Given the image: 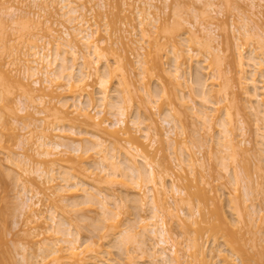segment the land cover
<instances>
[{
    "label": "bare ground",
    "instance_id": "6f19581e",
    "mask_svg": "<svg viewBox=\"0 0 264 264\" xmlns=\"http://www.w3.org/2000/svg\"><path fill=\"white\" fill-rule=\"evenodd\" d=\"M16 1L18 5L10 1L3 7L0 24L4 25L5 21L8 24L9 21L12 26L20 25V28L16 26L18 32L20 30L17 32V39L22 38L20 41L25 38L23 35L29 36L19 47L7 45L0 39V109L5 106L7 92H19L15 108L12 105L13 109L10 108L13 110L12 122L3 121L0 110V127L13 135H20L19 128L26 129L28 135H16L17 147L22 152L7 159L14 170L17 197L20 199L18 208L25 213L23 225L26 226L24 233L28 240L18 245L22 264H139L138 258H132L133 254L136 255L135 250L140 252L139 256L148 258L149 264H264V231L261 232L260 223L255 226L260 217L264 220V215L256 214L259 219L255 220L253 214L258 209L251 200L257 194L264 199V165H261L264 161V156L261 157L264 154V50L259 51L260 46L257 45L248 51L242 47L241 41L238 44L245 37L251 43L264 37V22H259L258 15L260 8L264 7L261 3L264 0H242L249 6L244 19L251 20L254 26L245 22L231 23L237 49L235 56L231 47L227 48L226 55L221 56L211 44L217 29L215 16L221 12L214 0H197L205 4L204 22H200L193 12L192 21H186L184 17L178 24L179 21L174 19L179 12L174 11L172 23L179 25L178 29H183V22H187L189 27L178 32L174 24H171L173 27L167 26L161 31L163 42L158 36L161 24L157 23H166L163 17L166 12L161 6L165 4L168 7L167 0L163 4L161 0H139L144 5L132 7L135 12L132 16L135 17L130 16V11L125 13L124 10L120 15L122 11L115 9L118 13L115 11L114 16L133 22L135 18L138 28L133 24L134 32H131L126 30L127 25L122 29L121 24L113 30L116 38L112 39L118 40L124 48L131 44L133 36L139 37L134 38L138 49L143 50L142 43L148 44L145 60H142L140 51L136 52V75L140 78L146 75V80L151 77L156 81L168 79L161 84L162 87L159 85L158 92L148 85L136 84V69H133L127 52L116 51L112 47L116 41H109L106 45L103 35L99 34L100 28L86 18V14L93 11L99 14L105 7L103 0H30L34 7L46 13L45 16L39 11L30 13L19 7L26 0ZM120 1V5H116L118 0L115 5L111 4L112 11L122 4L128 10L131 3L138 0ZM54 3L57 9L53 8ZM100 13L103 14L102 11ZM20 16L26 17L21 23V19L17 21ZM60 17L69 26L60 22ZM58 24L60 29L56 27L57 30L55 26ZM156 26L158 30L155 32L153 28ZM8 27L11 26L4 28ZM31 27L36 28L35 31ZM103 28L106 33L108 27L103 25ZM108 30L111 36V28ZM200 32L209 44L206 42L203 57L198 56L194 48L195 44L203 45L198 41ZM126 39L131 41L128 46ZM163 52L168 61H162ZM3 56L9 57V61H2ZM224 59L227 62L224 63ZM223 64L227 65L224 67ZM194 65L195 77L191 72ZM201 69L208 74L206 79L199 74ZM209 78L213 82L208 86ZM257 78H262L259 85ZM186 88L193 92L188 90L187 95ZM241 95L246 96L245 101ZM211 96L213 100L208 99ZM196 97L204 103L201 107L196 106ZM134 98L138 102L132 108ZM164 101L169 105L166 108L162 107ZM37 104H41L43 109H36ZM245 108L246 112L249 110L247 115ZM30 110L36 115L48 111L53 125H47L41 117H33ZM23 112V115H18ZM240 113L248 119L250 114L253 115L251 121L246 119V123L254 122V132L259 137H255L258 139L256 142H251L249 136L244 137L247 129ZM108 115L111 119L106 117ZM28 116L33 119L18 120ZM183 134L184 140L179 141L177 137ZM30 136L35 137L33 141ZM163 136L172 148L169 158L162 152ZM194 139L198 145L192 143ZM158 142L161 154L157 157L159 148H153ZM246 143L247 147H241ZM212 144L220 147L216 149L219 151L217 157ZM202 146L212 151L210 154L207 150L213 160L220 159L217 167L223 170L221 178L227 176L233 190L243 182L246 203L239 200L236 193L233 196L236 204L234 201L232 206L238 208L236 224L228 217L223 195L216 192V186L212 187L211 181H201L202 176L196 174V165L205 171L214 168L204 161L206 157L203 159L204 155L200 153ZM238 148L252 157L253 166L248 162L247 165L251 166L256 177H249L252 173L249 166L239 171L244 175L246 168V176H242L236 168H229L230 163L223 162L228 158L233 163L237 162L236 152L241 151ZM222 152L227 156L220 157ZM117 183L125 186V195H118L121 189L117 193L116 188H111ZM254 191L256 196L251 194ZM237 197L239 199L236 200ZM248 199L250 204H247ZM237 204L243 206L241 211ZM90 212L95 214L92 216ZM122 213H128L127 221L124 214L123 218L120 217ZM130 214L135 216L133 220L129 218ZM254 220L257 222L251 224ZM0 224L1 241L5 240V229ZM233 225L240 227L236 229ZM248 228L253 229H250V235ZM111 237L114 244L116 241L119 243V249L126 256L123 263L105 257L108 251L103 249L104 241ZM218 237L226 250L216 242ZM210 238L216 243L210 245ZM0 243L3 246L4 241ZM217 245L219 247L215 248ZM130 247L135 253L130 251ZM2 254L0 264H11V254Z\"/></svg>",
    "mask_w": 264,
    "mask_h": 264
},
{
    "label": "rangeland",
    "instance_id": "374dc122",
    "mask_svg": "<svg viewBox=\"0 0 264 264\" xmlns=\"http://www.w3.org/2000/svg\"><path fill=\"white\" fill-rule=\"evenodd\" d=\"M11 2L13 1L14 3H12V4H14V5H18L19 3H16L17 1L16 0H10ZM9 0L7 1L6 0V2H5V0H0V12L3 10V7L4 6H6V5H8V3L10 4L11 2H10ZM104 1V4H105V7L104 8H102L101 9V11H102V15H100L101 13V11H99V14H95V12L93 11V12H91V13H87L86 14V18L90 21V23H96L97 24V27L98 28H100V30L99 31H101V32H99V34H101V36L103 37V39L105 40V44L106 45H108V43H109V41H116V45H114V46H112L114 49H116V51H119L120 53L121 52H124V51H126L127 52V56L129 57V59H130V61L132 60V64H133V69L135 70L136 69V67L137 66H135L136 64H135V62H134V60L136 59V57H138V56H136V52L138 51H140L139 53H140V55H141V57H142V60H145V56H147L146 54H147V51H148V49H146L147 47L146 46H148V44L147 43H145V44H147V45H145L144 43H142V46H144L143 47V50L142 49H138V47H137V43L135 42V39L134 38H139L138 36H133L131 39L133 40L132 42L129 40L128 42H127V39H126V43H127V45L126 46H128V43H130L131 42V46L135 49V51H133L134 49H132V47L129 45L128 47L129 48H131V49H129L128 47H123V45H122V43H119V41L118 40H116V39H112V37L114 38H116V34L114 33V29H117V27H121V24L123 25L122 27V29H124V28H126V26L125 25H127V27L128 28H126V30H132V25L133 24H135L134 25V27H137L138 28V26H136V25H138L137 24V20L135 21V18H134V22H133V20L132 21H130L128 18H122V19H120L119 17L117 18V16H114V15H116V12L115 11H117V10H115V9H118V11H122L121 13L119 12V14L120 15H123L124 13V10H125V13H128V11H130L131 13H130V16H132V15H135V12H134V9L132 8L134 5H141V6H143L144 4H142L139 0L138 1H136V2H134V3H131L132 5H130V8H128V10H126L125 9V7L123 6V4H122V6L120 7V6H117V8H113V11H112V7H111V4L112 5H115V1H117V0H103ZM111 2V3H110ZM160 2V1H159ZM163 2H164V0H161V3L163 4ZM168 2V3H167ZM167 2H166V4L168 5V7H165L166 5L165 4H163L164 5V7H163V5L161 4V3H159V5L161 6V8H163V10H164V12H166L165 14H164V12H163V14H161V16L163 15V17L165 18V21H166V23H164V22H161V23H157V25H159V24H161V27H159V31L158 32H160V34H158V36H159V38H160V41L161 42H163L164 41V39L162 38V30L163 29H165L167 26L168 27H173L171 24H174L175 25V22L174 23H172L173 22V20L172 19H174L175 17V15H174V11H177V12H179V14H181V15H179L178 14V17H176L175 19H174V21H179V23L178 24H180V22L181 21H183L182 19L185 17V19H187L186 21H192V19H193V17H194V15L196 14L197 15V17H198V20L200 21V22H204V18H205V16H206V9H205V4H204V2L203 1H197V0H167ZM214 2L216 3V5H217V7L218 8H220V13L218 14V15H216L215 17V25L217 26V29L215 30V40L214 41H211V44L213 45V46H215L216 48H217V50H216V52H218L221 56H224V55H226V53L228 52V47H231V49L233 50V52H234V56L236 55V53H237V49H236V44H234L235 43V41H234V37H233V31H232V28H231V23L233 22V21H237V25L238 24H241V23H243V22H245V23H247L249 26H254V23L251 21V20H245L244 19V14H245V12L246 13H248V10H249V6L246 4V2L245 1H242V0H214ZM122 3L120 0H118V3H116V5L118 4V5H120V4ZM158 3V2H157ZM261 3L262 4H264V1H261ZM56 3H54V7L53 8H55V6H57V4L55 5ZM19 7H21L23 10H26V12L27 11H31L30 13H32L33 11L35 12H37V11H39V12H41L42 13V16H45L46 15V13L43 11V10H39V8L38 7H34V5H33V3L30 1V0H26L25 1V3L24 4H22V6H21V4H20V6ZM118 7H120V9L118 8ZM58 7H56L55 9H57ZM166 8V9H165ZM216 8V7H215ZM123 9V10H122ZM129 9H133V10H129ZM110 11H112V12H110ZM118 11H117V13H118ZM132 11H133V13H132ZM25 12V11H24ZM115 12V13H114ZM174 12V13H173ZM193 12H194V15H193ZM111 13H112V15H111ZM191 14H192V16H191ZM23 16H24V14H22ZM56 15V14H55ZM54 15V18H56V20L58 21V16L56 15L55 16ZM258 15L260 16V23H262V22H264V7H261L260 8V13H258ZM23 16H20V18H19V20L17 19V21H20V19H21V21L19 22V23H21V22H23L24 20H25V18L26 17H23ZM30 16V15H29ZM166 16V17H165ZM112 17H116V18H114L113 20L112 19H110V18ZM132 17H135V16H132ZM174 17V18H173ZM61 18V17H60ZM23 19V20H22ZM53 19V18H52ZM62 19V20H61ZM59 21L60 22H62L64 25H68L69 26V24H68V22H66V21H64V19L63 18H61ZM108 19H110V21L112 20L113 22H115V23H113V22H110ZM118 19V20H117ZM127 19V20H126ZM181 19V20H180ZM106 20L107 21H109L110 22V25L108 26L107 25V23H109V22H106ZM120 20H126V22L125 21H123V23H122V21H120ZM129 20V21H128ZM105 22V23H104ZM130 22H132V24L130 23ZM4 23V22H3ZM67 23V24H66ZM111 23L112 24H114V25H111ZM185 23V24H184ZM7 23H6V21H5V23H4V25H1L0 24V39H2V41L4 42L5 41V44H7L8 45V43L9 44H14V45H17L18 47H19V45H21L22 46V43L24 42H26V40L28 39L27 37L29 36L28 34L27 35H23V37H25L23 40H21L20 41V39H22V38H18L17 39V35H19V34H17V32H18V28H16V26L17 27H21L20 25H14V26H12V24L11 23H9V21H8V24L6 25ZM17 24H18V22H17ZM23 24V23H22ZM106 24V25H105ZM167 24H169V25H167ZM182 24H184L183 26V29H181V27L178 29V26H174V27H176V29H178L179 31L178 32H181L180 30H183L182 32H184V30H186L188 27H189V25L187 24V22H183ZM55 24H52V26H54ZM59 25V24H58ZM103 25L104 26H106V28L108 27V28H111V30H110V32L112 33L111 34V36H110V33H108L107 31H109L108 30V28L106 29V33H105V31H102L104 28H103ZM120 25V26H119ZM162 25H164V28H163V26ZM166 25V26H165ZM171 25V26H170ZM262 25H264V23H262ZM5 26H11L10 28L8 27V28H4ZM93 27L95 26V25H92ZM181 26V25H180ZM59 28L60 27V25L59 26H55V29H57V28ZM14 28V29H13ZM101 28H103V29H101ZM36 29V28H35ZM35 29H33V27H31V30H33V31H35ZM60 29V28H59ZM11 30V31H10ZM58 30V29H57ZM129 30V31H130ZM158 30V26H156L155 28H153V31H157ZM16 31V32H15ZM113 31V32H112ZM138 31V30H137ZM164 31V30H163ZM15 32V33H14ZM19 32H20V30H19ZM18 32V33H19ZM24 32V31H23ZM38 32H40L39 34H41V30L40 31H38ZM59 32V31H58ZM103 32V33H102ZM131 32H134V30H132ZM44 33V32H43ZM114 33V34H113ZM140 34V33H139ZM138 35V34H137ZM161 35V36H160ZM101 36H98V37H100V39H102V37ZM20 37V36H19ZM22 37V36H21ZM107 38L108 39V41L105 39V38ZM130 37H131V35H130ZM51 38V37H50ZM246 39H241V40H239L238 41V44L240 43V41H241V43L243 44V48L245 49V50H250V48H252L253 46H260V47H258V49H259V51L260 50H264V37H262V38H260V40H258V41H255V43H251L250 42V40L248 39V37H245ZM161 39H163V40H161ZM99 40V39H98ZM2 41H0V42H2ZM198 41H200L201 43H203V45H194L195 47V49L197 50V52H198V56H200V57H203V54H205L206 53V37L203 35V32H200L199 33V37H198ZM18 42V43H17ZM23 43V44H24ZM39 43H43V41L42 42H39ZM240 43V44H241ZM207 44H208V42H207ZM101 45H104V43H102ZM135 45V46H134ZM209 45V44H208ZM20 46V47H21ZM117 47V48H116ZM146 47V48H145ZM119 48V49H118ZM148 48H149V46H148ZM138 49V50H137ZM200 49V50H199ZM145 50H146V52H145ZM145 53H144V52ZM201 51V52H200ZM248 51L246 52V54L248 53ZM126 52H124V53H126ZM143 53V54H142ZM123 54V53H122ZM164 55H165V57H166V54H164V52H163V58H165L164 57ZM167 55H168V53H167ZM4 57V59H2V61L3 60H6V62H7V60L9 61V57H7V58H5V56H3ZM144 58V59H143ZM162 58V61L163 62H165V61H168L169 59H168V56H167V58H165V59H163ZM147 59V58H146ZM111 62H112V59L110 60ZM223 62L225 63V62H227L226 61V59H224L223 60ZM112 64H114V63H112ZM135 64V65H134ZM185 65V64H184ZM224 65H227V64H223V66ZM143 66H145V65H143ZM225 67V66H224ZM134 70L132 71L133 73H134ZM196 68H195V65L191 68V72H192V74H193V77H195V74H196ZM132 73V74H133ZM136 73H137V69L135 70V79L137 78V82H136V84H143V85H148V87L150 86L151 88H152V90H155V91H159L160 90V88L162 87L161 86V84L163 85V82H168V79H166V78H163L164 80H157L156 81V78H153V77H151V79H148L147 78V80H146V77H148V76H146L145 75V73H144V77L145 78H140V77H138V75H136ZM199 74L201 75V77L202 78H204V79H206L207 77H208V74H205V71H204V69H201L200 70V72H199ZM137 76V77H136ZM139 78V79H138ZM150 78V77H149ZM261 79L262 78H257V80H259V81H257V84L259 85V83H261L260 81H261ZM166 80V81H165ZM145 81H147V83L145 82ZM159 81V82H158ZM207 82H208V86H209V84H211L212 82H213V80L211 79V78H209L208 80H207ZM193 85L195 84L196 85V83H192ZM191 84V86L192 87H194L193 85ZM214 85L216 84V82L215 83H213ZM159 85L161 86V87H159ZM216 86V85H215ZM195 88H196V86H195ZM189 89H185V92H186V94L188 95L191 91L189 90V93L187 92ZM196 90V89H195ZM14 92H15V90H14ZM10 93V92H7L6 93V98H5V100H4V103H5V106H3L0 110H1V113L3 114V118H2V120L3 121H5V120H10V122L9 123H11L12 122V114H13V110H11V109H13V107L15 108V104H16V98H17V96H18V94H19V92L18 91H16V93ZM18 92V93H17ZM193 92V91H192ZM58 93V92H57ZM56 94V93H55ZM243 98L244 97H246L245 95H241ZM197 98V97H196ZM212 98H214L213 96H211V97H208V99L209 100H213ZM242 98V99H243ZM135 100H134V103H133V105H132V108H135V106L137 105V100H136V98H134ZM193 99H194V96H193ZM245 99L246 98H244V101H245ZM195 102H197L196 104V106L197 107H199V105H200V107H201V103L202 104H204L203 102H200L199 101V99L197 98V99H195L194 100ZM167 101H164V103H163V105H162V107H164V108H166V106H169V105H167L168 103H166ZM53 103V102H52ZM247 103V102H246ZM1 104V103H0ZM208 104H210V103H208ZM207 104V105H208ZM13 107H12V106ZM35 106H37V107H35L36 109L38 108V109H43V107H42V105L41 104H37V105H35ZM11 108V109H10ZM31 111V114L33 115V117H41V118H43L44 119V122L47 124V125H53V124H50V123H52L51 122V119H52V116L48 113V111H45L44 113H42L41 115H36L35 113H34V111L33 110H30ZM33 111V112H32ZM245 112V114L246 113H248L249 112V110L247 109V111L248 112H246V108H245V110H244ZM24 114V112L23 113H18V115L20 116V115H23ZM241 114V113H240ZM242 115V114H241ZM247 115V114H246ZM14 116V115H13ZM243 117H242V120L245 122V127H246V131H247V134L244 136L245 138H248V136H249V140H251V142L253 141V142H256L258 139H256L255 137H258V136H256L255 135V130H254V122H250L251 124H247L246 122V119H248V118H246V116H244V115H242ZM249 116V115H248ZM247 116V117H248ZM253 115L252 114H250V119H251V117H252ZM33 117L31 116H28V117H19L18 118V120H22V121H30V120H32L33 119ZM106 117H110L109 115L108 116H106ZM154 117H156V115H154ZM22 118V119H21ZM253 118V117H252ZM109 119H111V118H109ZM250 119H248V120H250ZM252 120V119H251ZM250 120V121H251ZM50 121V122H49ZM189 121V120H188ZM190 122V121H189ZM199 123V122H198ZM197 123V124H198ZM1 126V125H0ZM190 127H191V125H190ZM16 129V128H15ZM17 130V129H16ZM16 130H14V131H16ZM19 133H20V135L21 134H23V133H26V135H27V132H26V129L25 130H22L21 128H19L18 130H17ZM178 131V130H177ZM15 134L17 133V132H14ZM217 133V132H216ZM16 135H19V134H16ZM16 135H13L10 131H8L7 129H4V128H2V127H0V211L1 212H3V213H0V214H2L1 216L3 217H0L1 218V221H0V223H2V228L4 227V229L5 230H3V231H5L4 233V236H5V240H3V239H1V241H4V244H3V246H0V254H5V255H8V253H9V255L11 254V256H10V258H11V264H22V258H21V255L19 254V251H18V245H20L21 243H27V240H28V238H27V236L25 235V233H24V230L26 229V226H24L23 225V219H24V214H23V211L21 212V209H19L20 208V206H18V204L20 203V199L17 197L18 195H17V189H16V186H15V184H16V182H15V180H14V170L12 171V164H9V162H8V158L9 157H14V156H16L17 155V153L18 152H22V149H20V148H18L17 147V144H16ZM19 135V136H20ZM30 135H32V134H30ZM217 135V134H216ZM19 136H17V138L19 137ZM23 136H25L24 134H23ZM28 136V135H27ZM182 136H184V134L183 135H179L177 138L179 139V141H182V140H184V138L182 137ZM31 137V136H30ZM194 137V136H193ZM35 138V137H34ZM33 138V136L31 137V140L32 139H34ZM195 138V137H194ZM259 138V137H258ZM188 139V138H187ZM196 139V138H195ZM195 139H194V141H192V143H194L195 142ZM252 139H256L255 141L254 140H252ZM189 140H190V138H189ZM192 140H193V138H192ZM33 141V140H32ZM188 143V142H187ZM31 144H32V142H31ZM190 144V143H189ZM195 144H197V142H195L194 143V145ZM159 142L158 143H156L155 145H154V148L153 149H157V148H159ZM163 153L169 158L170 157V152H171V150H172V148H170L169 147V145H168V142L165 140V138H164V136H163ZM190 145H192V144H190ZM198 145V144H197ZM215 146V147H213V146ZM211 146L216 150L217 148H219L220 149V147H218L216 144H212ZM206 146V145H205ZM244 146H248V144L246 143V144H244V145H241V147H244ZM203 147L204 146H202V147H200L201 149V151H200V153H202L203 155H204V157H203V159L205 158V159H209V158H211V157H209V156H211V155H209V149L207 148H205L204 147V150H203ZM194 149L195 150H197V146H195L194 147ZM213 149V152H215V150ZM239 150H241V151H237L236 153H237V155H236V161L237 162H235V163H233V160L231 159L230 160V158H228L227 160L225 159V161H223L224 159H222V161L223 162H226L227 164H229L230 166H229V168H231V166L233 167V168H236L237 169V173L240 171V170H244V169H242L243 167H246L247 168V166H249V164L252 162L253 163V160H252V157L249 155V154H247V153H244V152H242V149H240V148H238ZM209 152H208V151ZM218 150V149H217ZM216 150V154H218L217 152H219V151H217ZM157 151V157L161 154L160 153V148L159 149H157L156 150ZM206 151V152H205ZM212 152V151H211ZM210 152V154H212ZM223 153V152H222ZM220 154V157L221 156H223L225 153H223V154ZM207 156H206V155ZM197 155H201V154H197ZM203 155H201V156H203ZM217 156H219V154L218 155H216V157ZM224 156H227V155H224ZM247 156V157H246ZM262 156H264V154H262L261 155V157ZM243 157H245V159H250L249 161H246ZM243 158V159H242ZM204 159V161L205 162H207L208 164H210L211 166L213 165L214 166V168L216 167V169L215 170H212V169H214V168H211V170L209 171H205V170H203L202 168H200L199 166H195V169H196V174L198 175V176H202V178H201V181H208V182H210L211 181V186L212 187H214V186H216V188H215V190L216 189H218L216 192L217 193H221V195H223L222 197V199H223V203H224V208L226 209V211H227V214H228V217L230 218V219H233V220H235L234 222V224H236V219L238 218L237 216V213H236V209H238V208H236V205H235V209H234V206H232L233 205V203H234V201H235V198H233V196H234V194L236 193L237 195H238V197L240 198H236V200L237 199H239V200H242V202H245L244 201V191H243V187H242V185H243V182H242V185H241V183L239 184V186L237 187V189L236 190H233V187H232V185L231 184H229V182H228V179L226 180V178H227V176H225V178H221L222 177V171L223 170H220L221 168L220 167H217V166H219V165H217L218 163L220 164V159L219 160H216L217 158H215V160H213L214 159V157L212 156V162H211V160L209 161V160H205ZM245 160V161H244ZM209 161V162H208ZM235 161V160H234ZM243 161L244 162H246V165L244 166V164L245 163H243ZM211 162V163H210ZM247 162L249 163L248 165H247ZM213 163V164H212ZM237 163V164H236ZM250 164L251 166H253V164ZM262 164L261 165H264V161H262L261 162ZM207 164V165H208ZM236 164V165H235ZM243 164V165H242ZM210 166V167H211ZM212 166V167H213ZM251 166H249V168H251ZM11 167V168H10ZM219 168V169H218ZM233 168H232V170H233ZM246 168H245V173L243 172V174L245 175L246 174ZM262 168H264V167H262ZM14 169V168H13ZM208 169H210L209 167H208ZM252 169V168H251ZM217 170H218V172H217ZM221 172H220V171ZM250 170V169H249ZM249 170H247V171H249ZM216 171V172H215ZM236 171V170H235ZM250 171H252V173H250V176L249 177H251V176H255L254 174V171H253V169L252 170H250ZM212 172V173H211ZM210 173V174H209ZM214 173V174H213ZM217 173V174H216ZM221 173V176L220 175H218V174H220ZM239 173H241V172H239ZM238 173V174H239ZM249 173V172H248ZM254 173V174H253ZM216 174V175H215ZM211 175H213V176H211ZM240 175H242V173L240 174ZM244 175H242V176H244ZM218 176H220V178L218 177ZM224 176V175H223ZM241 176V177H242ZM246 176V175H245ZM12 177V178H11ZM214 177V178H213ZM219 178L218 180H217V178ZM256 177V176H255ZM254 177V178H255ZM216 178V179H215ZM251 178H253V177H251ZM212 179H213V181H212ZM247 180V179H246ZM227 181V182H226ZM169 182V181H168ZM253 182V181H252ZM199 183V182H198ZM201 183V182H200ZM249 184L251 185L252 183H250L249 182ZM115 185V184H114ZM114 185H111V188H116L115 189V191L118 193L119 192V190L121 189V191L123 192V191H125L123 194H122V192H120V193H118V195H125V193H127V189L125 188V186L123 185H121V184H116L115 186ZM122 187H121V186ZM200 185V184H199ZM214 185V186H213ZM253 185H255V183H253ZM113 186V187H112ZM126 189V190H123V189ZM253 189H254V187H252ZM109 190V189H108ZM107 190V191H108ZM250 190L251 191H253L251 188H250ZM256 190V189H255ZM219 191V192H218ZM130 193H131V191H130ZM255 193H257L256 191H254V193L252 192L251 194H252V196H254L253 194H255ZM232 196V197H231ZM255 196H256V194H255ZM235 197V196H234ZM260 197V198H259ZM230 198H233L234 200H232L231 199V201H233L232 203H231V201H229L230 200ZM250 198V197H249ZM255 199V200H254ZM254 199L251 197V200H253V204H254V207L255 208H257L258 209V212L257 213H254L253 214V217L254 218H256V214H258L259 215V213H260V215L259 216H262V215H264V199H262V196L260 195V194H257V196H256V198L254 197ZM237 203L239 204V201H237ZM246 203V202H245ZM251 203V201L248 199V201H247V204H250ZM235 204H236V201H235ZM238 204H237V207H240V209H239V211H241V207H243V206H238ZM242 205H244L243 203H241ZM182 206V205H181ZM181 206H179V207H181ZM19 207V208H18ZM183 208H185L184 206H182ZM122 209V208H121ZM20 210V211H19ZM185 210V209H184ZM245 210H246V208H245ZM245 210H243V212L245 211ZM186 212H187V209L185 210ZM58 213H60L59 211H57ZM131 214H132V209H131ZM134 212V211H133ZM256 212V211H255ZM91 213V212H90ZM89 213V214H90ZM136 213V212H135ZM180 213V212H179ZM21 214V215H20ZM23 214V215H22ZM95 213H93V215H94ZM123 214L124 213H122L121 215H120V217H124L125 216V220L128 218V213H126V215L124 214V216H123ZM131 214L129 215V218H131V220H133L134 219V217L133 216H131ZM134 214V213H133ZM67 215H69V214H67ZM91 215H92V213H91ZM92 215V216H93ZM70 216V215H69ZM2 219H3V221H4V223L2 222ZM123 219V220H124ZM258 219H259V217L257 216V218L255 219V220H257L258 221ZM243 220H246V218L245 219H243ZM248 220V219H247ZM252 221V223L251 224H253L254 222H257V221ZM260 221L262 220V218L260 217V219H259ZM127 221V220H126ZM239 221V220H238ZM257 222V224L255 225V226H258V224L259 225H261V227H262V230H261V232L262 231H264V220H262L261 222ZM124 223H125V221H123ZM242 223V222H241ZM244 223V222H243ZM246 223V222H245ZM239 224H240V222H239ZM250 224V226H252ZM255 224V223H254ZM244 225H246V224H241V226L243 227ZM0 226H1V224H0ZM254 226V225H253ZM252 226V228H254ZM240 226H238V228H239ZM246 227H247V225H246ZM174 228H175V226H174ZM233 228H236V229H238L235 225H233ZM245 228V227H244ZM258 228V227H257ZM177 228H175V230H176ZM243 229V228H242ZM242 229H239V230H242ZM246 229V228H245ZM250 229L251 228H248V232L250 231ZM255 230H256V227L254 228ZM244 230V229H243ZM251 230H253V229H251ZM254 230V231H255ZM246 231V230H245ZM250 232H252V231H250ZM250 232H249V234L248 235H250ZM85 232H83V234H84ZM244 233H246V232H244ZM262 233H264V232H262ZM89 234V233H88ZM86 236H87V233L85 234ZM85 235H84V237H85ZM245 235V237H246V235H247V233L246 234H244ZM205 238V237H204ZM248 238V237H247ZM109 239V240H108ZM108 239H106L105 241H106V243H105V241H104V247L105 248H103L105 251H108V253H106L105 255V257H107V258H110V260L112 259H116V261H119L120 260V262L121 263H123L124 262V258L126 257H124V253H122L121 251L122 250H120L119 249V243L116 241V243L114 244V238L113 237H111V238H108ZM112 239V240H111ZM180 240H181V238H179ZM214 239V238H213ZM212 239L210 238L209 239V244L210 245H213L212 243H216V242H218L219 243V245H220V247H222V249H225V247H224V245H221V243H222V241H221V238L220 237H218V241L216 240V242L215 241H211ZM0 241V242H1ZM113 241V242H112ZM110 242L111 243H113V244H110ZM3 243V242H2ZM118 243V244H117ZM148 243H150V241L148 242ZM217 243V244H218ZM1 244V243H0ZM119 245V246H118ZM132 246V244L130 245V244H127V246ZM215 245V244H214ZM215 248L216 247H219L218 245L217 246H214ZM224 247V248H223ZM131 249H130V251L132 250L133 251V247H130ZM108 249V250H107ZM117 249V250H116ZM221 249V248H220ZM217 250V249H216ZM226 250V249H225ZM5 251L7 252V254L5 253ZM136 251V255L134 256V254H133V252H132V258L133 257H135V258H138V263L139 264H149L148 262V258H146V257H144V258H146V259H144L142 256H139L140 254V252L139 251H137V250H135ZM119 252V253H118ZM3 254H2V256H3ZM122 254V255H121ZM136 256H138V257H136ZM143 256H145V255H143ZM10 258H9V260H10ZM111 260V261H112ZM126 260H128V259H126ZM218 260H220L219 258H218ZM217 260V261H218ZM113 261H115V260H113ZM123 261V262H122ZM136 261V260H135ZM220 264V263H219Z\"/></svg>",
    "mask_w": 264,
    "mask_h": 264
}]
</instances>
